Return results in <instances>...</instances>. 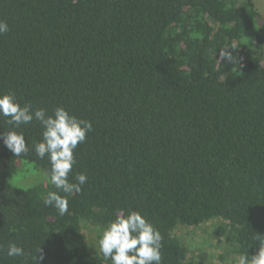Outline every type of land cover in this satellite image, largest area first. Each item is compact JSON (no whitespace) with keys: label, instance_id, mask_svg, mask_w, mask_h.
I'll return each mask as SVG.
<instances>
[{"label":"trees","instance_id":"1","mask_svg":"<svg viewBox=\"0 0 264 264\" xmlns=\"http://www.w3.org/2000/svg\"><path fill=\"white\" fill-rule=\"evenodd\" d=\"M0 20L10 29L0 34V94L92 124L69 174L88 179L63 216L43 203L56 189L47 156L33 151L41 125L16 129L27 154L0 142V264H111L98 240L133 210L159 230L161 264H195L179 229L209 221L226 242L223 264L257 254L264 19L253 0H0ZM231 43L235 63L218 62ZM6 120L0 132L12 127ZM22 162L45 179L12 185ZM10 243L27 255L6 256Z\"/></svg>","mask_w":264,"mask_h":264},{"label":"clouds","instance_id":"2","mask_svg":"<svg viewBox=\"0 0 264 264\" xmlns=\"http://www.w3.org/2000/svg\"><path fill=\"white\" fill-rule=\"evenodd\" d=\"M9 30L7 22L0 20V34ZM228 49L236 50L237 45L231 43L220 48L218 62L235 63ZM0 116L7 118V124L12 126L7 132H0V142L17 157L27 154L29 147L23 133L16 129L31 124L33 120L41 125L42 139L33 144V151L39 159L47 156L50 164L48 177L56 189L47 192L43 203L54 207L60 216L65 215L68 212V195L80 193L81 186L88 179L84 173H78L73 182L69 180V174L76 164L74 152L77 146L86 141L87 133L92 130L91 122L70 114L63 106H57L49 114L46 109L33 108L30 103L21 105L11 91L0 94ZM162 239L159 230L140 212L133 210L126 215L117 213L103 230L98 245L100 253L106 260L110 259L111 264H161ZM4 251L6 256L13 258L27 255L25 249L16 243H10ZM40 259H43L42 255ZM234 264H264V245L254 256L239 255Z\"/></svg>","mask_w":264,"mask_h":264},{"label":"rangeland","instance_id":"3","mask_svg":"<svg viewBox=\"0 0 264 264\" xmlns=\"http://www.w3.org/2000/svg\"><path fill=\"white\" fill-rule=\"evenodd\" d=\"M256 8L261 13L264 19V0H253ZM17 173L9 180L12 185L18 187H29L35 185L46 177V173L42 170H37L28 162H22ZM216 221L203 223L198 227L183 228L180 227L179 234L182 240L188 246L191 254L195 258V264H223L220 254H224L226 242L224 237H217L214 234ZM88 239H93L95 236L91 230H88ZM228 261L231 258L228 256Z\"/></svg>","mask_w":264,"mask_h":264}]
</instances>
